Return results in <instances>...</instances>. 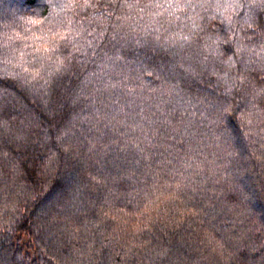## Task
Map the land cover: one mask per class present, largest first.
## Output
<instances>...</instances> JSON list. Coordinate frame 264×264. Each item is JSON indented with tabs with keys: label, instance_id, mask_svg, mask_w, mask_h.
<instances>
[{
	"label": "trees",
	"instance_id": "16d2710c",
	"mask_svg": "<svg viewBox=\"0 0 264 264\" xmlns=\"http://www.w3.org/2000/svg\"><path fill=\"white\" fill-rule=\"evenodd\" d=\"M54 11L0 0V264H264V124L241 121L243 107L216 122L246 89L214 52L222 29L259 37L212 7L117 8L122 29L102 25L53 63L34 37L65 17Z\"/></svg>",
	"mask_w": 264,
	"mask_h": 264
},
{
	"label": "snow or ice",
	"instance_id": "6c2138e0",
	"mask_svg": "<svg viewBox=\"0 0 264 264\" xmlns=\"http://www.w3.org/2000/svg\"><path fill=\"white\" fill-rule=\"evenodd\" d=\"M47 3L54 10L59 9V12L54 11V17H59L60 13H64L65 17L48 21L51 25L48 29V34L34 37L35 40L40 41V45L34 51L36 53H43L41 59L50 60L53 63L56 62V60H53V57H56L58 60V52L61 47L67 48L68 46H72L80 50L77 45L82 40L86 38L96 39L103 36L106 28L102 27V25L112 23L114 30L118 31L122 29L124 27L123 21L128 20L130 16L117 15L115 19L116 21H120V23H113L112 16L117 8L121 10L124 8L138 9L142 12L145 8H163L164 11L175 8L176 10L182 11L185 8H195L197 6L205 8V10L212 7L221 17V25L227 23L229 26L232 25L233 16L239 17L242 19L246 29H252L253 35L259 37V42L257 44V42L253 41L252 36H247V32L246 36L250 41L249 44H244L240 39L234 41L232 36L236 33L231 27L226 30L222 29L224 32L223 38L217 39L214 42L216 44L214 52L218 57H222L221 63L225 65L226 72L236 69L238 72V76L235 77V80L238 81L237 86H243L246 89L243 97V105L233 106L227 100L221 103L217 109L216 122L218 124L228 122L227 126H230L231 121L237 118L234 114L243 107L245 111L239 116L241 121L251 125L252 118L255 117L260 123L264 124V86L257 89L248 78V73L257 70L254 67L255 65H258L259 70L264 72V30L256 32L253 28L257 10L264 12V0H214V2L213 0H165V3H161L160 0H150V3L144 4L143 7H141V0H105V4H102L101 0H63V2L57 0L56 3H53V0H47ZM102 8L104 10H101ZM89 10L94 11L90 13ZM68 13L72 15L68 16ZM172 14L174 15V13ZM212 18L216 19L217 17L214 16ZM26 22L31 25L45 23L43 20L31 18ZM93 25L100 28L99 33H96V29L92 27ZM5 26L7 27V24ZM261 27L264 28V25ZM229 32L232 35H229ZM17 38L27 39V37H20L19 34H17ZM91 39L87 41L88 47L92 46ZM183 39L188 41L189 37L185 36ZM221 44H227L229 46L227 51L231 52L230 56L218 50ZM23 71L28 72V69L23 68ZM39 74V71H37L33 78L39 76ZM261 80L264 81V77H261ZM249 86H251L250 91L247 90ZM132 91V89H129V94ZM227 126L224 127V132L227 131ZM89 150L91 151L92 149L90 148ZM65 152L69 153L66 159L71 160L72 154L70 149H65ZM73 167L75 166L73 165ZM60 179L62 182L58 184V191L54 193L58 197L62 196L67 187L70 186L73 177Z\"/></svg>",
	"mask_w": 264,
	"mask_h": 264
}]
</instances>
